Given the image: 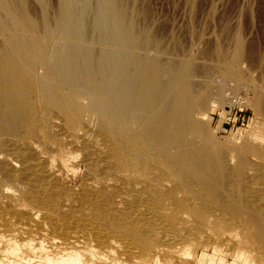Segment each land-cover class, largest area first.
Here are the masks:
<instances>
[{
  "label": "rangeland",
  "instance_id": "1",
  "mask_svg": "<svg viewBox=\"0 0 264 264\" xmlns=\"http://www.w3.org/2000/svg\"><path fill=\"white\" fill-rule=\"evenodd\" d=\"M1 1L0 251L264 264V0Z\"/></svg>",
  "mask_w": 264,
  "mask_h": 264
},
{
  "label": "bare ground",
  "instance_id": "2",
  "mask_svg": "<svg viewBox=\"0 0 264 264\" xmlns=\"http://www.w3.org/2000/svg\"><path fill=\"white\" fill-rule=\"evenodd\" d=\"M3 2H4V0H2ZM1 1V2H2ZM6 1V0H5ZM10 0H8V2H9ZM16 1H18V0H15V3H17ZM7 2V1H6ZM11 2H13V1H11ZM14 3V2H13ZM14 3V4H15ZM6 4V3H5ZM4 4V5H5ZM10 4H12V3H10ZM3 5V6H4ZM11 6V5H10ZM10 6H9V9H10ZM17 6V5H16ZM8 7V6H7ZM6 9V6H5V8H4V10ZM11 9L13 10V11H16V14L17 15H19V12H20V8L19 9H16L15 10V8L13 7L12 8V6H11ZM10 9V10H11ZM8 10V9H7ZM8 12H10V11H8ZM8 14H10V13H8ZM13 14V13H12ZM12 14H10V15H12ZM16 14H15V12H14V15L16 16ZM111 14H112V12H111ZM12 20V19H11ZM120 20V19H119ZM118 25V24H117ZM238 33V32H237ZM241 37V36H240ZM240 37H239V35H236V38H235V40H236V42H234L235 43V51H234V53H233V55L229 58V60L230 61H232V62H237V61H239V60H241L240 58H241V45H242V41H241V39H240ZM228 74L229 75H232L233 74V71L232 70H229V72H228ZM219 99V98H218ZM1 235V234H0ZM3 236V235H2ZM6 241H7V246L4 248V249H2L1 251H0V264H20V262H18V263H16L15 261H13V260H10L9 258H8V254L9 253H13V254H17V252H18V249H19V245L16 243V241L13 239V238H6ZM75 247L76 246H79V244H75L74 245ZM58 247V246H57ZM59 248H65V247H59ZM48 250H50V249H48L47 248V246H46V243H44V242H39V243H37L36 244V247L34 248V253H35V251H48ZM81 251L82 250H80V249H78V250H76V251H65V249H62V253H61V255H59L57 258H56V262L58 263V264H91L90 262H88V261H84L83 260V258H82V256H81ZM41 259H43V260H51L50 259V257L48 256V255H44V256H42V257H40ZM156 261H157V259H156ZM141 262V261H140ZM143 262V261H142ZM139 263V264H145V263ZM211 262H213V261H211ZM137 263V262H136ZM113 264H120V261H118V260H113ZM217 264H225L224 263V261H222V259L221 260H219V262L217 263Z\"/></svg>",
  "mask_w": 264,
  "mask_h": 264
},
{
  "label": "built area",
  "instance_id": "3",
  "mask_svg": "<svg viewBox=\"0 0 264 264\" xmlns=\"http://www.w3.org/2000/svg\"><path fill=\"white\" fill-rule=\"evenodd\" d=\"M225 103L210 111L212 122L221 131L248 130L252 125V118L247 113V99L241 93L228 92Z\"/></svg>",
  "mask_w": 264,
  "mask_h": 264
}]
</instances>
